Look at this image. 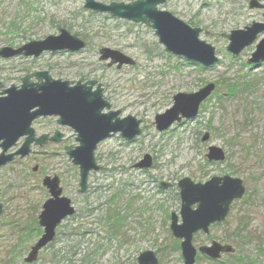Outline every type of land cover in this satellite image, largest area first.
<instances>
[{
	"label": "rangeland",
	"instance_id": "374dc122",
	"mask_svg": "<svg viewBox=\"0 0 264 264\" xmlns=\"http://www.w3.org/2000/svg\"><path fill=\"white\" fill-rule=\"evenodd\" d=\"M97 1L129 4L135 0ZM250 2L169 0L160 7L186 23L193 20L209 32L201 39L215 47L219 61L203 68L166 53L151 28L92 13L81 0H0V49L57 35L60 28L87 43V48L77 53L0 59V83L5 88L20 86L23 77L42 71L55 80L96 81L113 110L121 111V117L142 121V134L134 141L127 142L117 134L98 146L96 158L103 170L91 173L84 195L79 194V168L64 150L65 146L78 145L74 132L60 127L55 117L34 123L38 134L59 130L67 140L50 144L46 158L17 159L0 169V264H27L24 259L43 233L38 216L50 198L42 185L46 176L61 179L63 193L73 201L77 214L33 264H137L145 251H154L159 264H184L181 241L170 230L171 214L180 216L181 210L177 184L183 178L205 183L224 176L241 179L245 197L232 205L226 221L212 226L208 235L196 234L194 246L198 249L218 242L236 251L219 261L198 255L195 264H264V63L258 69L247 64L264 34L238 57L227 51L229 42L221 37L262 21L263 12L250 10ZM101 48L120 51L136 65L122 70L109 68L99 61ZM209 83H215L217 89L196 119L167 132L156 130L155 117L172 107L178 93H193ZM205 134L210 135L208 143L202 142ZM210 146L222 148L226 160L209 163L206 155ZM146 154L154 158L153 167L134 169ZM36 165L38 172L33 171ZM162 182L172 188L161 189ZM81 206H88L94 216L85 217L87 210L80 216ZM113 211L124 218L123 227L116 236L105 239L104 219ZM77 225L83 226L82 231L87 229L81 242V234L69 236ZM67 239H76L78 256L65 250ZM99 242L105 247L96 251ZM175 242H179V250Z\"/></svg>",
	"mask_w": 264,
	"mask_h": 264
},
{
	"label": "water",
	"instance_id": "95a60500",
	"mask_svg": "<svg viewBox=\"0 0 264 264\" xmlns=\"http://www.w3.org/2000/svg\"><path fill=\"white\" fill-rule=\"evenodd\" d=\"M81 1H84L85 9L91 12L109 14L116 19L150 27L168 54L204 68L218 63L215 47L201 39L202 34L209 35V32L193 28L172 13L161 10L159 7L164 6L168 0H136L129 4ZM249 7L251 10H264V5L258 0H252ZM263 33L264 23L254 22L242 30H234L221 37L229 42L227 51L238 57L245 49L254 45ZM85 48L86 42L83 39L61 28L57 35L30 41L16 48H1L0 59H38L44 53H76ZM99 55L100 61L109 62L108 67L117 66L118 70L136 64L122 52L109 48H102ZM263 62L264 39L257 43L248 64L258 68ZM33 78L36 81H32ZM21 82L20 87L11 86L7 89L0 83V169L14 162L17 156L21 159L29 156L33 144L43 148L49 141L61 143L65 135L60 131H56L51 138L48 135L37 137L33 128V123L40 118L58 117V125L69 127L76 135L78 145L67 146L65 151L73 165L79 167V193L85 194L90 174L103 170L96 160L99 144L117 134L132 142L142 133V121L133 116L121 117V111L112 109L111 103L105 99L102 86L96 81L74 83L55 80L48 71H42L22 78ZM215 90L216 85L209 83L193 93H178L173 99V106L156 116V130L166 132L176 124L194 120L199 115L201 105ZM21 139L24 142L19 150L11 152ZM209 139L210 135L205 134L202 142H208ZM206 158L210 163H219L226 160V154L222 148L210 146ZM153 163V157L146 154L135 168L151 169ZM37 170L36 166L34 171ZM43 187L50 194L39 215V225L44 233L25 259L29 264L38 260L39 253L55 240L57 228L76 213L72 200L63 196L59 177L47 176ZM159 187L166 190L171 184L162 182ZM178 187L181 199L180 217L176 213L171 214L170 229L174 238L181 240L184 264H195L198 253L213 261H219L225 254L235 253L231 245L218 242L197 249L193 238L199 232L208 235L212 225L223 223L227 219L231 205L241 200L246 193L243 181L224 176L196 184L190 178H184L179 181ZM2 214L3 205L0 203V217ZM137 264H159V259L154 251H145L138 257Z\"/></svg>",
	"mask_w": 264,
	"mask_h": 264
},
{
	"label": "trees",
	"instance_id": "16d2710c",
	"mask_svg": "<svg viewBox=\"0 0 264 264\" xmlns=\"http://www.w3.org/2000/svg\"><path fill=\"white\" fill-rule=\"evenodd\" d=\"M188 24H190L193 27H197L198 26L197 23H195L193 20L188 22ZM232 88H233V86L230 87V92H232ZM178 198H179V195H177V199ZM87 209H88V206L80 207V209H79L80 214L79 215L81 216L82 214H84V211H86ZM93 216H94L93 211H89V210L86 211V216L85 217L92 218ZM123 221H124V218H122V216L119 213H117L115 211H113V213L109 212L107 214V217L104 219V224H105L104 228L107 229L106 230L107 237L105 239H108L110 237L116 236L120 232L122 227H123V225H122ZM63 228H65L64 225L61 226L59 231L61 229H63ZM82 228H83V226H81V225H77L76 228L73 227L72 228V233H70L69 236H71V235L74 236L76 234H81V237L79 238V242H81L82 239H84L83 236H85L87 234L85 232L87 229L85 231H82ZM66 242H67V244H66L65 250L68 252V254L72 253L73 256H75V257L78 256L79 255V249H78L79 245H76V239L75 240L74 239H72V240L67 239ZM102 246L105 247L104 244L99 242L97 244L95 250L98 251ZM174 247L177 250H179V242H175ZM95 254H96V252L95 253H88L86 257L90 258V257L94 256Z\"/></svg>",
	"mask_w": 264,
	"mask_h": 264
},
{
	"label": "flooded vegetation",
	"instance_id": "af4514ba",
	"mask_svg": "<svg viewBox=\"0 0 264 264\" xmlns=\"http://www.w3.org/2000/svg\"><path fill=\"white\" fill-rule=\"evenodd\" d=\"M262 17H263V19H262V21H260V22H263L264 21V12H263V14H262ZM34 125V124H33ZM56 132V131H55ZM55 132L53 133V134H50V133H42V134H38L37 133V131H36V133H37V136H41V135H44V134H47V135H49V136H53L54 134H55ZM23 142H24V139H21L19 142H18V144H17V146L11 151V152H16L18 149H19V147L23 144ZM50 144H53V143H51V142H48L43 148H41V147H39V146H36L35 144L32 146V152H31V154L28 156V157H35V158H46V157H48L50 154H49V151L46 149ZM16 160L17 159H20L19 158V156H17L16 158H15ZM15 160V161H16ZM20 160H22V159H20ZM37 167L39 166V165H36ZM39 168L40 167H38V170H39ZM35 169V168H34Z\"/></svg>",
	"mask_w": 264,
	"mask_h": 264
},
{
	"label": "bare ground",
	"instance_id": "6f19581e",
	"mask_svg": "<svg viewBox=\"0 0 264 264\" xmlns=\"http://www.w3.org/2000/svg\"><path fill=\"white\" fill-rule=\"evenodd\" d=\"M28 75H31V74H28ZM28 75H26V76H28ZM134 169H136L135 166H134ZM138 170H140V169H138ZM81 207H82V206H81Z\"/></svg>",
	"mask_w": 264,
	"mask_h": 264
}]
</instances>
